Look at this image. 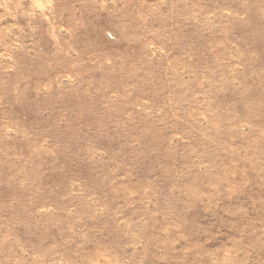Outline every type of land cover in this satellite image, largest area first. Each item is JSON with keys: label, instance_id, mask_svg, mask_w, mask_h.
Returning <instances> with one entry per match:
<instances>
[{"label": "rangeland", "instance_id": "rangeland-1", "mask_svg": "<svg viewBox=\"0 0 264 264\" xmlns=\"http://www.w3.org/2000/svg\"><path fill=\"white\" fill-rule=\"evenodd\" d=\"M0 264H264V0H0Z\"/></svg>", "mask_w": 264, "mask_h": 264}]
</instances>
